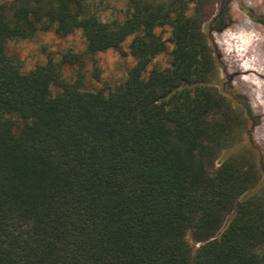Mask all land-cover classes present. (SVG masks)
Here are the masks:
<instances>
[{
  "label": "trees",
  "instance_id": "1",
  "mask_svg": "<svg viewBox=\"0 0 264 264\" xmlns=\"http://www.w3.org/2000/svg\"><path fill=\"white\" fill-rule=\"evenodd\" d=\"M214 1L0 0V264H264L262 163L213 84ZM77 30L90 57L130 37L121 83L84 88L82 52L24 70L6 50Z\"/></svg>",
  "mask_w": 264,
  "mask_h": 264
},
{
  "label": "rangeland",
  "instance_id": "2",
  "mask_svg": "<svg viewBox=\"0 0 264 264\" xmlns=\"http://www.w3.org/2000/svg\"><path fill=\"white\" fill-rule=\"evenodd\" d=\"M123 5V0H102V6L106 9L105 13L109 17L119 15ZM224 8L227 9V12L219 15V11ZM206 10L208 13L204 24L209 26L207 27L208 34L218 61V70L213 79V84L230 100L239 103L249 114L247 126L242 128L237 138V149L246 155L261 160L262 172L258 173L256 182L264 187V95L261 98L259 97L262 92L255 90L243 78V73L237 70L239 65L234 63L235 58L225 51L230 44L238 45L242 42L243 36L250 32L249 29L241 26L242 18L243 21L250 22V24L252 22L259 33L264 32V3H259L258 0H216L212 5L207 6ZM158 32L164 38L169 36V28L167 27L158 29ZM261 35L263 36L264 33ZM232 36L233 38H231ZM234 38L236 43H234ZM129 40L130 37H127L122 42L120 50L107 49L90 57L84 52L85 43L79 30L65 36L57 35L52 31H40L30 38L9 39L6 42V50L19 59L24 70L32 68L37 63L44 62L48 55L58 58L62 52L68 49L82 52L84 53V88L93 90L102 88L107 91L123 81L127 69L133 63V58L128 53ZM153 62L158 65H165L167 56L165 54L159 55ZM261 65H264L263 60ZM94 66L98 67V79L91 76ZM65 73L68 78H72L74 67H66ZM52 90L55 91L54 88ZM249 144L254 147V150ZM188 239H190L189 235Z\"/></svg>",
  "mask_w": 264,
  "mask_h": 264
},
{
  "label": "bare ground",
  "instance_id": "3",
  "mask_svg": "<svg viewBox=\"0 0 264 264\" xmlns=\"http://www.w3.org/2000/svg\"><path fill=\"white\" fill-rule=\"evenodd\" d=\"M258 2L264 3V0H258ZM241 20V26L245 29H249L250 32H247V34L243 36V40L241 39L242 42L238 45L230 44L229 47H226L225 51L228 52V55H232L235 58L234 63L235 65H239L237 66V70L243 73V78H245L255 90L257 89L262 92V95L259 96L261 98L264 95V65H261L262 60L264 61V35L262 36L261 34L264 32H260V34L257 27L252 25V22L250 24V22L243 21V18ZM231 29L229 30L232 31ZM231 38H233V36ZM234 43H236L235 38Z\"/></svg>",
  "mask_w": 264,
  "mask_h": 264
}]
</instances>
